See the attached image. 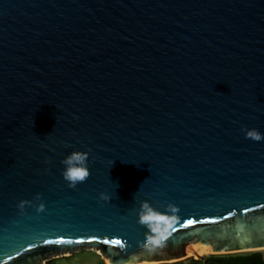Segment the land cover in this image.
Listing matches in <instances>:
<instances>
[{
  "label": "water",
  "instance_id": "95a60500",
  "mask_svg": "<svg viewBox=\"0 0 264 264\" xmlns=\"http://www.w3.org/2000/svg\"><path fill=\"white\" fill-rule=\"evenodd\" d=\"M248 129L264 136V0H0V264L264 250ZM73 152L89 175L70 187ZM144 203L174 218L153 252Z\"/></svg>",
  "mask_w": 264,
  "mask_h": 264
},
{
  "label": "clouds",
  "instance_id": "9594fccd",
  "mask_svg": "<svg viewBox=\"0 0 264 264\" xmlns=\"http://www.w3.org/2000/svg\"><path fill=\"white\" fill-rule=\"evenodd\" d=\"M245 136L251 138L255 141H261L264 139L257 130L248 129L245 131ZM88 154L86 152H73L70 154L63 163L65 164V170L63 172L64 179L68 182L70 187H74L77 183L83 182L89 175L87 167ZM105 198L106 197H102ZM39 200V196L36 198ZM31 201H19L17 207L23 210L26 204H31ZM37 212H40L44 209V204L37 203L34 205ZM170 212H175V208H169ZM139 222L146 225L149 229L148 235L146 236L142 247L148 252H153L158 246L161 245L162 240L165 238V233L167 231L166 227L170 219L173 217H168L164 213L158 212L150 208L146 203L141 205V211L138 214ZM137 257L131 256L128 261L124 264H136Z\"/></svg>",
  "mask_w": 264,
  "mask_h": 264
},
{
  "label": "trees",
  "instance_id": "16d2710c",
  "mask_svg": "<svg viewBox=\"0 0 264 264\" xmlns=\"http://www.w3.org/2000/svg\"><path fill=\"white\" fill-rule=\"evenodd\" d=\"M54 260L56 259L48 260L44 264H53ZM99 264L105 263L100 260ZM162 264H264V258L260 251H255L249 253H234L217 256L209 254L207 256H203V258L200 259L190 257L182 261Z\"/></svg>",
  "mask_w": 264,
  "mask_h": 264
},
{
  "label": "rangeland",
  "instance_id": "374dc122",
  "mask_svg": "<svg viewBox=\"0 0 264 264\" xmlns=\"http://www.w3.org/2000/svg\"><path fill=\"white\" fill-rule=\"evenodd\" d=\"M260 252L262 253L264 258V250H261ZM207 255L209 254H205L204 256ZM100 260L105 263L98 252L87 249H78L68 257L57 258L56 260H54L53 264H99Z\"/></svg>",
  "mask_w": 264,
  "mask_h": 264
},
{
  "label": "snow or ice",
  "instance_id": "6c2138e0",
  "mask_svg": "<svg viewBox=\"0 0 264 264\" xmlns=\"http://www.w3.org/2000/svg\"><path fill=\"white\" fill-rule=\"evenodd\" d=\"M260 207H264V205H259ZM244 213L246 214L248 211H250L247 207H245L244 208ZM211 222H215V221H211ZM189 225H191V224H193L194 223V221H192V220H189L188 222H187ZM63 241H56L55 243H62ZM45 243H52L51 241H45ZM69 243H71V241H69ZM105 243H108V241H105ZM111 243H113V244H120L121 243V241L120 240H113V241H111Z\"/></svg>",
  "mask_w": 264,
  "mask_h": 264
},
{
  "label": "bare ground",
  "instance_id": "6f19581e",
  "mask_svg": "<svg viewBox=\"0 0 264 264\" xmlns=\"http://www.w3.org/2000/svg\"><path fill=\"white\" fill-rule=\"evenodd\" d=\"M199 253V252H198Z\"/></svg>",
  "mask_w": 264,
  "mask_h": 264
}]
</instances>
